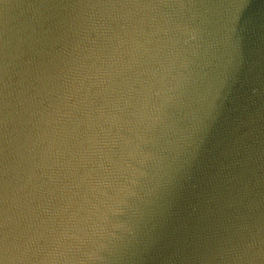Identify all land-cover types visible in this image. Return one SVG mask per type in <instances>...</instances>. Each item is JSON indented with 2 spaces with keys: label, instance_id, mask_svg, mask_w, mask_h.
Returning a JSON list of instances; mask_svg holds the SVG:
<instances>
[{
  "label": "water",
  "instance_id": "1",
  "mask_svg": "<svg viewBox=\"0 0 264 264\" xmlns=\"http://www.w3.org/2000/svg\"><path fill=\"white\" fill-rule=\"evenodd\" d=\"M0 264H264V0H0Z\"/></svg>",
  "mask_w": 264,
  "mask_h": 264
}]
</instances>
